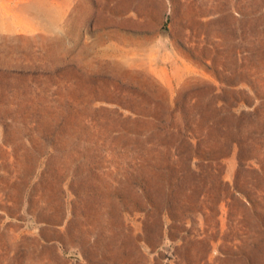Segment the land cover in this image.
<instances>
[{
    "label": "rangeland",
    "instance_id": "1",
    "mask_svg": "<svg viewBox=\"0 0 264 264\" xmlns=\"http://www.w3.org/2000/svg\"><path fill=\"white\" fill-rule=\"evenodd\" d=\"M0 264H264V0H0Z\"/></svg>",
    "mask_w": 264,
    "mask_h": 264
}]
</instances>
